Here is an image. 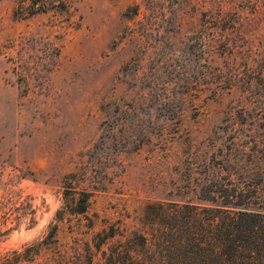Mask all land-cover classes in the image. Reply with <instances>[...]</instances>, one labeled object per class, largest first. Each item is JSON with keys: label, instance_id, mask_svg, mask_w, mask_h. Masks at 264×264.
Instances as JSON below:
<instances>
[{"label": "rangeland", "instance_id": "obj_1", "mask_svg": "<svg viewBox=\"0 0 264 264\" xmlns=\"http://www.w3.org/2000/svg\"><path fill=\"white\" fill-rule=\"evenodd\" d=\"M36 3L21 19L0 0V255L55 226L31 264H136L166 219L147 207L213 208L201 197L261 180L264 0ZM69 174L91 195L59 219Z\"/></svg>", "mask_w": 264, "mask_h": 264}, {"label": "trees", "instance_id": "obj_2", "mask_svg": "<svg viewBox=\"0 0 264 264\" xmlns=\"http://www.w3.org/2000/svg\"><path fill=\"white\" fill-rule=\"evenodd\" d=\"M25 1L18 0L19 5L15 11L18 18L26 19L43 12L44 5H38L36 0H28L30 4L21 8L20 3ZM262 67L264 71V58ZM256 153L264 154L262 151ZM254 154L255 150H252L247 158L250 155L254 158ZM258 173L261 180L246 181L244 189L240 187V182H229L230 185L234 184L229 191H215L214 197H201L203 202L213 201V208L184 205L180 210V207L172 205L167 212L162 210L160 204L147 207L152 209L151 213H154L156 219H166L161 224L153 220L152 224H157L158 228L151 229L149 237L140 235L142 248H147L136 264H264V213L246 209L250 204L264 205V190L259 192L256 188L264 176L262 171ZM73 177L69 174L63 178V184L67 186L63 187V210L55 213L57 217L61 213L83 215L87 210L90 192L73 191L77 194L75 196L66 191ZM55 236L56 227L53 226L44 242L56 241ZM44 242L41 241L39 245ZM39 245L0 255V264H31L39 253ZM99 245L96 244L95 248L99 249ZM151 248L162 249L163 259L153 258L156 251L147 256ZM125 261L132 264L128 251Z\"/></svg>", "mask_w": 264, "mask_h": 264}]
</instances>
